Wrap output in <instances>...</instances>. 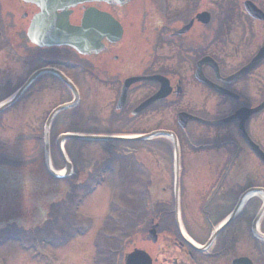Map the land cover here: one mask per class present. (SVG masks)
Here are the masks:
<instances>
[{
	"label": "flooded vegetation",
	"instance_id": "1",
	"mask_svg": "<svg viewBox=\"0 0 264 264\" xmlns=\"http://www.w3.org/2000/svg\"><path fill=\"white\" fill-rule=\"evenodd\" d=\"M43 16L47 27L58 16L72 27L85 18L86 43L97 51L80 56L32 42L29 30ZM15 60L26 71L19 87L43 68L74 83L82 64L98 98L88 102L86 120L117 127L106 134L150 133L156 124L174 134L178 156L170 139L152 138L148 166L130 148L107 152L110 171L121 176L113 189L129 191L138 179V198L127 199L122 215L143 213L131 233L144 227L146 248L132 251L146 252L149 264H264V0H0V62ZM154 77L168 95L137 112L160 89ZM40 83L66 87L45 73L23 95ZM175 105L171 127L165 108Z\"/></svg>",
	"mask_w": 264,
	"mask_h": 264
},
{
	"label": "rangeland",
	"instance_id": "2",
	"mask_svg": "<svg viewBox=\"0 0 264 264\" xmlns=\"http://www.w3.org/2000/svg\"><path fill=\"white\" fill-rule=\"evenodd\" d=\"M21 64L22 60L10 61L8 64L0 62V101L12 95L10 86H13V90L19 87L18 75L26 76ZM81 66L82 64H76L80 69L77 68L71 76L80 94V104L77 109L57 118L52 126L53 140L62 131L92 135L118 131L117 127L93 125V122L86 120L87 115H90L88 102L93 95L89 94ZM11 72L15 74H12L14 78L4 81ZM48 84L33 86L0 114V264H93L98 242L107 245L105 251L112 249L115 252L109 258L110 263L117 256L119 264H124V257L133 248H146L145 228L141 229L140 234L131 233L136 221L145 219L143 213L130 224L123 220L122 215L123 208L128 207L127 199L138 198V179L128 185L129 191L125 189L126 185L122 189H113L114 181L121 176L117 173V168L116 172L106 170L103 185L82 199L79 195L87 189L75 190L72 185L74 182H88L89 186L98 177V168L105 163L107 152L130 148L137 151L138 159L148 166L149 144L142 142L128 147L67 141L62 148L64 154L66 152L69 155L73 171L66 181H53L42 168V128L47 114L55 106L69 101L71 95L66 87L56 84L50 87ZM165 109H170L173 127L178 106ZM159 127L162 126L156 124L154 129ZM140 128L134 132L152 129ZM54 143L51 142L52 166L56 171H61L64 164ZM144 176L139 175V180L145 179ZM58 228L62 231L61 235ZM76 229L87 232L84 236H79L74 234ZM50 233H59V236L51 240ZM65 234H68L67 241L61 244L62 235Z\"/></svg>",
	"mask_w": 264,
	"mask_h": 264
},
{
	"label": "water",
	"instance_id": "3",
	"mask_svg": "<svg viewBox=\"0 0 264 264\" xmlns=\"http://www.w3.org/2000/svg\"><path fill=\"white\" fill-rule=\"evenodd\" d=\"M59 21L57 22L56 26L48 25V27L45 25V23L49 22V19L47 20L43 16L42 25L36 26L35 24L31 27L29 30V38L34 43H42L41 41L43 39L48 40L46 42L47 46H56L60 47L62 45H67L76 52H78L81 55L88 54L92 50L97 51V47L93 48L92 45H87L86 41L90 40L92 37L89 35L88 31L90 29V25L87 20H82L81 27H72L68 24L66 21V18L64 16H58ZM90 42V41H89ZM44 43V42H43ZM45 73H51L55 75L57 78H59L67 87H69L73 93V100L70 103L60 105L56 107L48 116L44 127H43V148H44V167L46 172L54 179H63L67 177L71 171V165L66 160V157L64 155V152L62 150V143H64L67 140H78V141H91V142H106V141H124V142H135V141H142L149 139L154 136H168L171 139L174 140V136L171 133L167 132H154L149 135H144L138 138H121V137H106V136H93V135H79V134H62L57 138V145L61 154V157L63 159L65 170L63 173L59 174L56 173L51 168L50 164V154H49V141H48V134L50 129V124L52 120L55 118V116L69 108H72L77 103L78 94L75 89V87L58 71L53 69H41L33 73L24 83V85L9 99H7L4 103L0 104V113L8 109L10 106H12L19 97L26 91V89L30 86V84L41 74ZM133 81H138L133 80ZM167 96V93L164 91V85H161V88L159 92L152 97L149 101H147L145 104H143L139 109L144 108L145 106L155 103L157 101L163 100ZM176 149V148H175ZM177 150V149H176ZM125 264H149L148 263V257L140 251H134L133 253L129 254L125 259Z\"/></svg>",
	"mask_w": 264,
	"mask_h": 264
},
{
	"label": "trees",
	"instance_id": "4",
	"mask_svg": "<svg viewBox=\"0 0 264 264\" xmlns=\"http://www.w3.org/2000/svg\"><path fill=\"white\" fill-rule=\"evenodd\" d=\"M83 197H84V195H82L80 198L82 199ZM58 229H59V233L61 235L62 234L61 233L62 231H61L60 228H58ZM75 232H76V234H82L81 229H76ZM59 233L57 235H51V233H50V235H49L50 236V239L53 240L54 237L59 236ZM67 237H68V234L62 235V240L60 241V243L63 244L65 241H67L66 240ZM69 237H71V236L69 235ZM53 245L55 246V244H53ZM96 246H97V251H98L97 256L95 258L96 264H107L106 262L110 261V259L112 258V256H114V252L111 251L112 249H109V251H107V250L105 251V249H107V245L106 244L104 245V243L98 242L96 244ZM116 259H117V256L114 257V260H113L114 264H117Z\"/></svg>",
	"mask_w": 264,
	"mask_h": 264
}]
</instances>
